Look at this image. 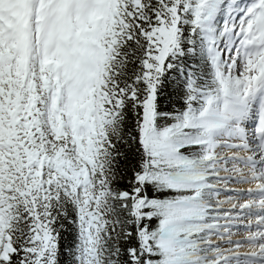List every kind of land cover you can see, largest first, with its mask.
I'll use <instances>...</instances> for the list:
<instances>
[{
	"label": "snow or ice",
	"instance_id": "6c2138e0",
	"mask_svg": "<svg viewBox=\"0 0 264 264\" xmlns=\"http://www.w3.org/2000/svg\"><path fill=\"white\" fill-rule=\"evenodd\" d=\"M0 264H264V0H0Z\"/></svg>",
	"mask_w": 264,
	"mask_h": 264
},
{
	"label": "rangeland",
	"instance_id": "374dc122",
	"mask_svg": "<svg viewBox=\"0 0 264 264\" xmlns=\"http://www.w3.org/2000/svg\"><path fill=\"white\" fill-rule=\"evenodd\" d=\"M233 231L237 232L238 234L234 237V239H240L242 236H244L245 233V229L243 227V225H237L236 227H234Z\"/></svg>",
	"mask_w": 264,
	"mask_h": 264
}]
</instances>
